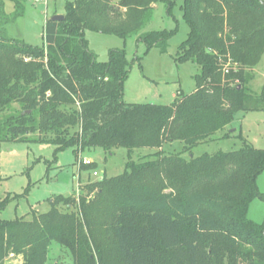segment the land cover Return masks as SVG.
<instances>
[{
  "label": "trees",
  "instance_id": "1",
  "mask_svg": "<svg viewBox=\"0 0 264 264\" xmlns=\"http://www.w3.org/2000/svg\"><path fill=\"white\" fill-rule=\"evenodd\" d=\"M5 1L13 4L12 17L24 14L25 0ZM159 2L172 5L68 0L62 21L46 20L42 46L0 36V114L20 108L0 122V141L34 136L76 158L91 148L155 151L129 160L119 176L54 198L46 213L0 218V264H46L52 243L73 264H264V224L247 217L253 200L264 201L256 184L264 149L243 143L236 151L184 157L238 112H264V83L259 94L250 86L264 58V0H182L189 32L175 61L199 68L193 92L170 105L127 104L123 85L133 62L123 50L98 62L84 34L138 36ZM174 34L148 32L137 40L164 53ZM175 141L180 153L161 150ZM12 199L0 197V214Z\"/></svg>",
  "mask_w": 264,
  "mask_h": 264
},
{
  "label": "rangeland",
  "instance_id": "2",
  "mask_svg": "<svg viewBox=\"0 0 264 264\" xmlns=\"http://www.w3.org/2000/svg\"><path fill=\"white\" fill-rule=\"evenodd\" d=\"M67 1L25 0V12L16 18L12 17L13 4L0 0V36L14 42L42 46L44 17L47 20L55 15L62 16ZM169 1L172 2L170 8L164 2L153 6L150 21L138 34L175 31L164 53L163 46L147 51L146 46L137 40L138 36L122 40L89 31L84 34L88 48L98 62H106L109 52L114 50L125 51L127 60L133 62L123 85L124 103L170 105L176 95H190L194 90V77L199 73V68L191 62L175 61L177 47L189 32L180 10L182 0ZM252 75V92L259 94L264 83V58L252 70ZM19 109L14 105L11 110L0 114V122ZM35 138L30 136L27 142L0 141V197L13 198L0 214L3 220L25 216L30 218L34 213H46L54 198L73 196L80 186L100 181L104 177L119 176L129 160L136 163L155 152L134 149L129 153L119 148L107 154L101 148H91L83 150L76 158L72 149L55 153L54 146L34 141ZM243 143L264 149V112H238L224 131L217 133L207 143L198 145L191 154L184 157L189 159L204 154L236 151ZM182 148V143L175 141L164 144L161 150L165 154L180 153ZM82 160L90 161L93 167L82 168L78 163ZM93 172L97 173L96 177L92 175ZM256 184L259 192L264 195V172L258 176ZM247 217L256 224H264L262 199L251 202ZM47 261L48 264H73L70 253L56 243L49 247Z\"/></svg>",
  "mask_w": 264,
  "mask_h": 264
},
{
  "label": "crops",
  "instance_id": "3",
  "mask_svg": "<svg viewBox=\"0 0 264 264\" xmlns=\"http://www.w3.org/2000/svg\"><path fill=\"white\" fill-rule=\"evenodd\" d=\"M45 22H46V17H44V21H43V31H44ZM18 259H20V257ZM6 264H20V262L19 261H15V260H9L8 262H6ZM46 264H48V261L46 262ZM58 264H61V263H58Z\"/></svg>",
  "mask_w": 264,
  "mask_h": 264
},
{
  "label": "built area",
  "instance_id": "4",
  "mask_svg": "<svg viewBox=\"0 0 264 264\" xmlns=\"http://www.w3.org/2000/svg\"><path fill=\"white\" fill-rule=\"evenodd\" d=\"M78 163H79L80 166H87V165L92 164V163H91L90 161H88V160H82V161H79ZM92 175H93L94 177H96V176H97V173L93 172Z\"/></svg>",
  "mask_w": 264,
  "mask_h": 264
},
{
  "label": "water",
  "instance_id": "5",
  "mask_svg": "<svg viewBox=\"0 0 264 264\" xmlns=\"http://www.w3.org/2000/svg\"><path fill=\"white\" fill-rule=\"evenodd\" d=\"M64 19L63 16H60V15H55V16H52L50 18L51 21H54V22H58V21H62Z\"/></svg>",
  "mask_w": 264,
  "mask_h": 264
}]
</instances>
